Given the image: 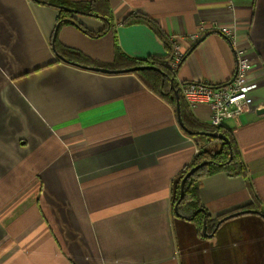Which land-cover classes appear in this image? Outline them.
Here are the masks:
<instances>
[{
	"label": "crops",
	"instance_id": "0c3cea01",
	"mask_svg": "<svg viewBox=\"0 0 264 264\" xmlns=\"http://www.w3.org/2000/svg\"><path fill=\"white\" fill-rule=\"evenodd\" d=\"M109 2L116 20L141 12L158 22L172 48L177 40L185 52L178 84H218L232 75L230 40L208 24L233 26L236 42L253 55L254 96L264 106V0ZM73 15L89 30L104 29L97 17ZM57 16L53 5L0 0V264H179L171 183L193 160L197 139L137 74L64 61L52 45ZM57 36L102 62L114 60L117 43L137 58L168 61L172 52L147 23L93 37L70 22ZM193 113L208 122L206 104ZM226 128L264 210V107L229 119ZM200 196L212 217L252 200L244 176L225 172L205 177ZM260 217L251 220L264 241ZM228 223L215 245L218 260L264 264L262 244H235L233 255L225 240L238 222Z\"/></svg>",
	"mask_w": 264,
	"mask_h": 264
},
{
	"label": "trees",
	"instance_id": "16d2710c",
	"mask_svg": "<svg viewBox=\"0 0 264 264\" xmlns=\"http://www.w3.org/2000/svg\"><path fill=\"white\" fill-rule=\"evenodd\" d=\"M41 4H49L58 8V16L54 33L52 36V45L56 53L66 62L77 65L85 66V68L101 67L114 70L112 73L119 72H132L137 74L147 87H149L156 94L168 101L174 108H176L177 100L174 88L171 85V79H174L176 88L179 89V84L173 75L166 67L167 58L149 56L147 58H137L128 55L124 52L118 43L115 47V57L111 62H102L90 57L76 48L64 46L58 39V31L67 23H74L83 32L90 36L97 37L104 34L109 30H116L118 24H132V23H147L163 40L164 44L172 51V43L169 36L162 30L158 22L150 16L141 12H130L123 16L121 19L116 20L113 8L109 0H88V1H73V0H34ZM74 12L86 14L97 17L104 21V29L100 32H94L85 27L79 20L74 17ZM138 66H152L142 69H135L127 71L128 69ZM180 95V113L186 130L191 135H200L201 139L209 143L216 140L213 136L207 135L204 132H223L231 141L229 145L224 140H219V147L204 146L196 153L193 160L187 164L180 173L172 179V205H174L180 198L181 181L185 177L187 170L199 163L206 162L203 167H200L194 172L184 187V198L180 201L179 211L188 218L189 216L196 222L200 229L203 228V222L206 221L208 227L213 222L223 218L229 212L218 215L217 218H212L211 215L204 208L201 196L200 186L203 178L219 173L225 172L230 176L242 175L246 179V184L252 195V202L248 207L253 209H261V204L256 197L251 180L248 176L247 167L243 161L240 149L234 135L225 127L214 126L209 122L200 120L192 111L188 103ZM243 208V207H242ZM173 214L177 216L175 211Z\"/></svg>",
	"mask_w": 264,
	"mask_h": 264
},
{
	"label": "built area",
	"instance_id": "2783aa9c",
	"mask_svg": "<svg viewBox=\"0 0 264 264\" xmlns=\"http://www.w3.org/2000/svg\"><path fill=\"white\" fill-rule=\"evenodd\" d=\"M209 29L218 32L232 45L235 57V68L232 75L221 83L212 82H182L179 84V92L182 94L190 108L196 110L200 104L208 106L207 121L214 126L226 127L229 119L237 118L243 113H251L261 110L264 106L255 100L254 91L258 87V81L252 77L253 55L242 48L234 39L235 28L219 20H213L208 24ZM204 28V27H203ZM193 39H198V33H192ZM185 57L182 46L173 41V50L166 65L173 70L180 67Z\"/></svg>",
	"mask_w": 264,
	"mask_h": 264
},
{
	"label": "rangeland",
	"instance_id": "374dc122",
	"mask_svg": "<svg viewBox=\"0 0 264 264\" xmlns=\"http://www.w3.org/2000/svg\"><path fill=\"white\" fill-rule=\"evenodd\" d=\"M172 50H173V48H172ZM166 67L173 75H175L177 73L178 69H179V67H177L176 69L173 70L168 65H166ZM128 73H132V72H128ZM175 88H176V86L174 84V89ZM176 89H178V88H176ZM174 111L177 114V105H176V108H174ZM183 130L185 131V133L188 136L194 138V136L191 135L189 132H187L184 128H183ZM198 136H200V135H195V138L197 139V142H198L197 143V148H196V153H198L200 148H202L204 146H212L211 142L207 143V142H205L203 139H201ZM214 138L216 139L214 141L217 142L218 147H219V140H221V139L216 138V137H214ZM215 147H217V146H215ZM205 163L206 162H204V163L202 162V163H199L196 166L201 165L200 167H203V165ZM184 167L182 169H184ZM193 167H195V166H193ZM199 168H197L196 171ZM191 169L187 170L186 174ZM196 171H194V172H196ZM186 174H185V176H186ZM189 177L187 178V180L189 179ZM187 180H186V182H187ZM184 195H185V193H184ZM250 195H251V192H250ZM251 197H252V195H251ZM183 198H184V196L181 198V186H180V198H179V200H177V202H179L178 203V209H179L180 201ZM257 199H258V197H257ZM251 202H252V200H251ZM176 203H175V205H176ZM250 203L245 205V206H242L243 208L242 207H238V208H235V209H232V210L228 211L229 213L226 216H224L223 218L215 221L214 226H212L213 222H211V225L208 227V224L206 222V226H207L206 227V234H204V230L203 229H204V222L205 221L203 222V228L200 229V227L197 226L196 222L192 219V217L189 216L188 218H186V216L183 215L180 211H179V214H178L175 211V209L173 210V205H172V187H171V208H170L171 213L170 214L172 215V219H173V231H174L173 239H174V243H175L176 248L177 247L179 248V256L177 255V257H179V264H242L241 262L236 260V257L234 259H231V258L228 259V263H221L218 260L217 252L214 251L215 248H216V246H215L216 243L220 242L219 239L221 237V234L223 233L222 232L223 231V229H222L223 226H226V224L228 222H229L228 224H230L231 222H233V220H237V222H238L237 232H235L234 229L233 230L230 229L229 233H228V238L225 240L226 243H230V246H232V248L234 250H235V247H234L235 244H242V243H246V242L247 243H251L252 242V243H255V244H262L263 248H264V241H262L261 233H257L258 229L256 227V222L251 220V219H254L255 217L261 218L260 215L262 217H264V210L262 209V207H261V209L250 208V207H248L250 205ZM204 208L206 209L205 206H204ZM173 211H175L177 216L173 214ZM206 211H207V209H206ZM222 214H224V213H222ZM219 215H221V214H219ZM244 217L246 218V220L243 219ZM212 218H217V216L216 217H212ZM227 226L230 227V225H227ZM241 229L246 234L242 235L241 231H240ZM191 245H194V247L187 248V247H189ZM260 253H262L264 255V249ZM235 254H236V250L233 251V255H235ZM177 260L178 259L175 258V261H177Z\"/></svg>",
	"mask_w": 264,
	"mask_h": 264
},
{
	"label": "water",
	"instance_id": "95a60500",
	"mask_svg": "<svg viewBox=\"0 0 264 264\" xmlns=\"http://www.w3.org/2000/svg\"><path fill=\"white\" fill-rule=\"evenodd\" d=\"M80 67H85V66H80ZM145 67H152V66H138V67H134V68H131V69H128L127 71H133L135 69H142V68H145ZM92 69H95V70H99V71H104V72H114V70H110V69H107V68H101V67H93ZM171 85L172 87L174 88V79H171ZM175 91V95H176V99H177V117H178V121L180 123V125L185 129V130H188L185 126H184V123L182 121V118H181V113H180V95H179V89H174ZM263 112V110L261 111ZM206 133L207 135H210V136H213V137H216V138H219L221 140H224L226 141L229 145L231 144V141H230V138L223 132H219V131H216V132H204ZM201 165L199 166H195L193 167L187 174L186 176L183 178V180L181 181V198L184 196V187H185V183H186V180L187 178L194 172L196 171L197 168H199ZM178 203H176V205L174 206V209L175 211L179 214V209H178ZM206 221L204 222V234H206Z\"/></svg>",
	"mask_w": 264,
	"mask_h": 264
}]
</instances>
